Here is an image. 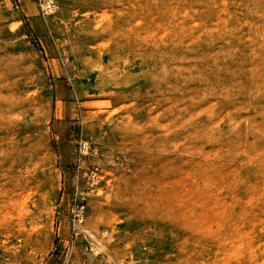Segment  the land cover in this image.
Here are the masks:
<instances>
[{
	"label": "rangeland",
	"instance_id": "rangeland-1",
	"mask_svg": "<svg viewBox=\"0 0 264 264\" xmlns=\"http://www.w3.org/2000/svg\"><path fill=\"white\" fill-rule=\"evenodd\" d=\"M57 1L0 0V264H264V0Z\"/></svg>",
	"mask_w": 264,
	"mask_h": 264
},
{
	"label": "built area",
	"instance_id": "built-area-1",
	"mask_svg": "<svg viewBox=\"0 0 264 264\" xmlns=\"http://www.w3.org/2000/svg\"><path fill=\"white\" fill-rule=\"evenodd\" d=\"M41 7L45 13H53L59 8V4L57 0H41ZM83 146L85 150H89L90 148V146L87 143ZM86 174L88 176V184L90 188L94 191L95 188H97L98 184L101 182L103 177L101 168L99 165H93L87 170Z\"/></svg>",
	"mask_w": 264,
	"mask_h": 264
},
{
	"label": "bare ground",
	"instance_id": "bare-ground-1",
	"mask_svg": "<svg viewBox=\"0 0 264 264\" xmlns=\"http://www.w3.org/2000/svg\"><path fill=\"white\" fill-rule=\"evenodd\" d=\"M97 251H98V249H97Z\"/></svg>",
	"mask_w": 264,
	"mask_h": 264
}]
</instances>
